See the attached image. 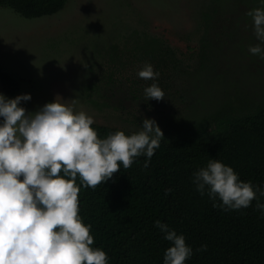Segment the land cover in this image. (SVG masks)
Segmentation results:
<instances>
[{
    "label": "rangeland",
    "instance_id": "rangeland-1",
    "mask_svg": "<svg viewBox=\"0 0 264 264\" xmlns=\"http://www.w3.org/2000/svg\"><path fill=\"white\" fill-rule=\"evenodd\" d=\"M254 8L264 0H68L38 17L0 5V68L20 79L13 98L31 94L28 112L58 99L130 132L154 119L166 138L264 101ZM149 63L155 80L138 76ZM152 83L164 99L145 96Z\"/></svg>",
    "mask_w": 264,
    "mask_h": 264
},
{
    "label": "clouds",
    "instance_id": "clouds-1",
    "mask_svg": "<svg viewBox=\"0 0 264 264\" xmlns=\"http://www.w3.org/2000/svg\"><path fill=\"white\" fill-rule=\"evenodd\" d=\"M247 15L256 38L264 43V8ZM249 51L264 58L260 44ZM138 76L155 80L159 73L149 63ZM144 91L148 99L165 98L157 83ZM29 100L30 93L7 100L0 94V264H108L107 253L93 247L90 226L80 216L76 180L95 189L120 171L121 164L128 169L141 155L148 158L147 168L164 133L154 119L145 118L138 132L118 130L101 138L85 112L58 99L28 112L21 101ZM193 183L213 207L240 210L257 200L256 208L264 214V203L258 200L264 189L241 180L219 160L211 159L198 169ZM155 226L170 242L164 264H186L193 249L185 236L160 220Z\"/></svg>",
    "mask_w": 264,
    "mask_h": 264
},
{
    "label": "trees",
    "instance_id": "trees-1",
    "mask_svg": "<svg viewBox=\"0 0 264 264\" xmlns=\"http://www.w3.org/2000/svg\"><path fill=\"white\" fill-rule=\"evenodd\" d=\"M67 1L0 0V5L38 17L59 11ZM0 74L13 99L20 79L1 68ZM93 127L101 138L118 130L135 133L97 122ZM147 159L135 158L128 169L121 164L95 189L76 180L80 216L90 226L93 247L107 253L108 264H164L170 242L155 226L157 220L185 236L193 249L186 264H264V214L257 210V200L248 208L224 210L213 207L193 183V174L216 159L241 180L264 189V101L249 111L218 115L214 125L180 126L161 140L145 168ZM258 200L264 203V196Z\"/></svg>",
    "mask_w": 264,
    "mask_h": 264
},
{
    "label": "water",
    "instance_id": "water-1",
    "mask_svg": "<svg viewBox=\"0 0 264 264\" xmlns=\"http://www.w3.org/2000/svg\"><path fill=\"white\" fill-rule=\"evenodd\" d=\"M0 94H2L6 100L11 99V96L9 95V93L5 88L4 80L1 74H0ZM2 123H3V117H0V124Z\"/></svg>",
    "mask_w": 264,
    "mask_h": 264
}]
</instances>
